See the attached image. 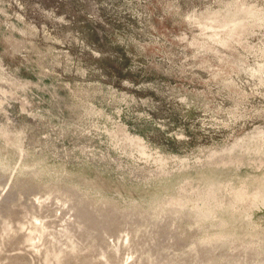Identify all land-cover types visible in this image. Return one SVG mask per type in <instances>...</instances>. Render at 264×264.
Wrapping results in <instances>:
<instances>
[{
  "label": "rangeland",
  "instance_id": "obj_1",
  "mask_svg": "<svg viewBox=\"0 0 264 264\" xmlns=\"http://www.w3.org/2000/svg\"><path fill=\"white\" fill-rule=\"evenodd\" d=\"M263 200L264 0H0V264H264Z\"/></svg>",
  "mask_w": 264,
  "mask_h": 264
},
{
  "label": "bare ground",
  "instance_id": "obj_2",
  "mask_svg": "<svg viewBox=\"0 0 264 264\" xmlns=\"http://www.w3.org/2000/svg\"><path fill=\"white\" fill-rule=\"evenodd\" d=\"M264 201V200H263ZM41 225V224H40ZM40 225H38V227L40 226ZM42 227V226H41ZM44 228V227H43ZM39 229V228H38ZM41 229V234L43 233L42 231H44V229L42 230V228H40ZM39 229V230H40ZM37 231V232H36ZM36 231H34V233H35V235H36V233H38V230H36ZM40 232V231H39ZM46 233V232H45ZM33 234V233H32ZM216 234V233H215ZM29 235H31V234H29ZM35 235H33V237L35 236ZM31 237V236H30ZM39 237V236H38ZM31 239V238H30ZM29 239V240H30ZM3 240V239H2ZM72 244H73V242H72ZM71 243H70V246L72 245ZM74 245V244H73ZM88 245V244H87ZM44 246V245H43ZM74 248V247H73ZM75 249V248H74ZM117 249V248H116ZM69 250V249H68ZM104 257V256H103ZM63 258V257H62ZM58 260H59V258H58ZM64 263H66V262H64Z\"/></svg>",
  "mask_w": 264,
  "mask_h": 264
}]
</instances>
